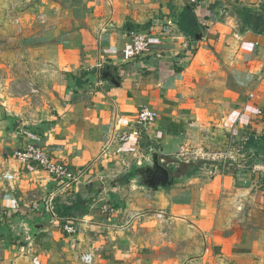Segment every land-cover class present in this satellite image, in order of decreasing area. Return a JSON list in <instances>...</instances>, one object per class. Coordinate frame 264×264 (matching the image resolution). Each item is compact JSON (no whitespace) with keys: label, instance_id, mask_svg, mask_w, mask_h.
I'll return each mask as SVG.
<instances>
[{"label":"crops","instance_id":"obj_1","mask_svg":"<svg viewBox=\"0 0 264 264\" xmlns=\"http://www.w3.org/2000/svg\"><path fill=\"white\" fill-rule=\"evenodd\" d=\"M55 5L60 59L49 62L58 80L46 107L19 119L0 110V264H264V170L215 163L239 143L264 151V0ZM134 31L150 39L139 58ZM142 107L157 114L145 129L135 124ZM28 144L76 182L60 190L14 159ZM149 152L200 167L167 191L144 189L131 176ZM50 192L56 219L43 208Z\"/></svg>","mask_w":264,"mask_h":264},{"label":"rangeland","instance_id":"obj_2","mask_svg":"<svg viewBox=\"0 0 264 264\" xmlns=\"http://www.w3.org/2000/svg\"><path fill=\"white\" fill-rule=\"evenodd\" d=\"M56 1L0 0V110H9L14 118H30L46 107L51 97L48 87L58 80L52 64L54 58L58 66L60 59L52 51L57 40ZM263 153L239 143L232 152H220L215 163L239 175L255 176L264 170ZM162 164L173 176L179 163Z\"/></svg>","mask_w":264,"mask_h":264},{"label":"built area","instance_id":"obj_3","mask_svg":"<svg viewBox=\"0 0 264 264\" xmlns=\"http://www.w3.org/2000/svg\"><path fill=\"white\" fill-rule=\"evenodd\" d=\"M149 44L150 39L147 32H132L130 44L131 46L129 50L130 58H139L144 56L150 50ZM95 67L97 76L99 77L102 65L98 63ZM98 85H100L99 81H97V86ZM156 116L157 114L154 109L142 107L137 113L135 124L139 128L145 129L155 122ZM256 116L264 120V109H258L256 111ZM129 138L130 135L128 134L118 136V140L120 142H126L129 140ZM12 156L14 159L18 160L23 165L32 164L48 173L51 179L53 180V185L56 188H60V190L70 187L71 184L76 182L77 180V173H73L68 167H66V165L54 160L50 153L44 150L42 147L28 144L26 147L13 151ZM54 197V192H50L43 208L45 209V212L49 213L52 218L56 219L55 215L52 213L51 207ZM63 230L67 234L75 233L74 227L69 224L64 225ZM83 260L89 262L90 257L85 256Z\"/></svg>","mask_w":264,"mask_h":264},{"label":"water","instance_id":"obj_4","mask_svg":"<svg viewBox=\"0 0 264 264\" xmlns=\"http://www.w3.org/2000/svg\"><path fill=\"white\" fill-rule=\"evenodd\" d=\"M102 75L104 79H108L112 84H116L109 73L103 72ZM160 163L158 155L155 152H149L147 161L134 167L131 180L135 181L137 186L144 189L167 191L171 176L168 169ZM32 227L36 230L42 229L41 225L35 224Z\"/></svg>","mask_w":264,"mask_h":264},{"label":"trees","instance_id":"obj_5","mask_svg":"<svg viewBox=\"0 0 264 264\" xmlns=\"http://www.w3.org/2000/svg\"><path fill=\"white\" fill-rule=\"evenodd\" d=\"M261 139L264 140V138H261ZM248 141H250L249 143H251L253 141V138L251 140H248ZM199 167H200V164H198V163L197 164H192V163H190V164H184V163L179 164L178 169L175 171L174 175L171 176V180L169 182V187L174 183L175 177H178L180 175L191 176L199 169ZM169 172H170V170H169ZM128 177L129 176H125L123 179L128 178ZM77 203H79L78 200H77ZM76 205L77 204H75L73 207H77ZM73 207L69 208V209L71 210V209H73Z\"/></svg>","mask_w":264,"mask_h":264}]
</instances>
